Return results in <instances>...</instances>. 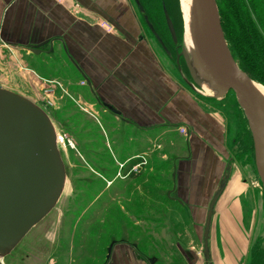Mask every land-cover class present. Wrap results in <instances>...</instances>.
Here are the masks:
<instances>
[{
	"label": "rangeland",
	"instance_id": "374dc122",
	"mask_svg": "<svg viewBox=\"0 0 264 264\" xmlns=\"http://www.w3.org/2000/svg\"><path fill=\"white\" fill-rule=\"evenodd\" d=\"M53 1L59 5L71 3V10H77L74 13L79 17L80 6L75 1ZM125 1L131 10V16H125L138 23L139 38L151 45L154 60L181 83L189 84V123L199 128L192 129L193 137L199 138L205 128L197 120L201 114L212 116L214 120L207 118L213 120L214 130L222 128L214 135L211 149L215 155L208 164L220 168L213 176H223L226 166L231 174L212 220L211 263L264 264V191L243 111L232 93L216 99L197 92L195 89L199 87L190 78L183 57L177 60L182 52L188 53L184 39L173 47L162 25L169 48L166 52L146 26L148 7L146 12H141L134 0ZM144 1L147 5L150 0ZM218 1L217 6L221 5ZM245 1L264 40V15L260 14L264 0ZM109 27L107 33L115 32ZM43 58L48 63L35 62L37 73L0 70V89L20 95L41 108L56 132L72 141L74 147L66 144L58 148L66 170L60 200L0 264H105L113 243L119 248L114 251L115 259L132 257L140 264H206L202 235L208 198L213 190L207 187L206 201L201 203L205 214L201 212L200 217L196 216V209L172 200L176 199L172 192L175 167L181 160L189 162L183 137L187 135L181 133L182 127L167 133L158 129L148 132L116 120L91 97L85 81L68 58L56 53ZM220 134L223 139L225 135L226 145L220 141ZM217 141L220 143L216 144ZM220 144H223L221 149ZM130 159L135 163L143 159L146 162L139 174L128 176L133 164L132 160L128 163ZM118 163L125 168L120 169ZM179 169L178 166L177 179ZM217 177L207 180L215 191L221 182Z\"/></svg>",
	"mask_w": 264,
	"mask_h": 264
},
{
	"label": "crops",
	"instance_id": "0c3cea01",
	"mask_svg": "<svg viewBox=\"0 0 264 264\" xmlns=\"http://www.w3.org/2000/svg\"><path fill=\"white\" fill-rule=\"evenodd\" d=\"M73 1L80 6L79 17L75 14L77 10L75 13L71 10V3L0 0V70L5 73H37L35 62L46 61L44 55L50 57L56 53L68 58L97 103L119 113L116 120L133 124L140 131L148 129V132L158 129L167 133L179 127L186 128L188 135L183 137L189 162L181 160L175 167L176 181L172 192H175L176 199L172 200L180 206L189 205L196 209L197 217L201 212L204 216L201 203L206 201L207 187L213 190L209 202L216 192L207 180L216 178L214 172L220 168L208 164V161L215 155L211 145H214V135L222 131L220 124V129L214 130L212 116L201 114L197 120L205 128L200 131L199 138L193 137L192 129L197 131L199 128L189 123V84L181 83L154 60L151 45L139 38L141 29L138 23L126 18L131 16V10L125 6V0ZM99 21L112 26L115 32L107 33V29L98 25ZM205 134L211 137H205ZM220 139L226 145L225 135L223 139L220 134ZM178 166L181 171L177 179ZM222 177L217 178L221 180ZM117 245L113 243L108 249L105 264H140L132 257L115 259L114 251L119 250L115 248Z\"/></svg>",
	"mask_w": 264,
	"mask_h": 264
},
{
	"label": "water",
	"instance_id": "95a60500",
	"mask_svg": "<svg viewBox=\"0 0 264 264\" xmlns=\"http://www.w3.org/2000/svg\"><path fill=\"white\" fill-rule=\"evenodd\" d=\"M134 2L142 12L139 0ZM164 15L171 37L177 43L166 9ZM145 22L166 50L147 17ZM191 37L193 50L182 52L177 60L183 57L193 83L200 87L206 81L217 92L214 98L234 94L252 136L255 167L264 191V98L231 54L216 0H194ZM230 174L227 166L206 212L202 235L206 264H212L210 234L215 207ZM65 184L66 170L49 116L28 99L0 89V258L9 255L49 215Z\"/></svg>",
	"mask_w": 264,
	"mask_h": 264
},
{
	"label": "trees",
	"instance_id": "16d2710c",
	"mask_svg": "<svg viewBox=\"0 0 264 264\" xmlns=\"http://www.w3.org/2000/svg\"><path fill=\"white\" fill-rule=\"evenodd\" d=\"M216 1L219 3L218 0ZM139 2L144 12H146L148 7L149 13L146 12L145 17L148 18L162 43L166 44L165 37L162 33V25H165V31H167L166 34H168L167 37L169 36V41L172 46L176 47V44L183 39V20L179 9V0H170V2H166V0H150L148 1L149 6H147L148 4L146 5L147 1L145 3L144 0H139ZM245 2V0H220L221 5L218 4L220 20L226 42L239 68L244 71L250 79L264 85V40L260 35L257 24L252 20V14L250 13V9L246 7ZM164 9H166L173 23L177 43H174L167 27ZM253 10L256 12L255 9ZM260 14L261 17H263L264 8ZM175 18H178V20ZM153 38L155 39L154 36ZM164 46L166 50L163 49L168 52L169 48L167 44ZM249 137L253 144L251 133H249ZM135 162L136 161H132L131 163L134 164ZM127 170L128 169L125 170V173Z\"/></svg>",
	"mask_w": 264,
	"mask_h": 264
},
{
	"label": "bare ground",
	"instance_id": "6f19581e",
	"mask_svg": "<svg viewBox=\"0 0 264 264\" xmlns=\"http://www.w3.org/2000/svg\"><path fill=\"white\" fill-rule=\"evenodd\" d=\"M193 4H194V0H179V6L183 20V27H184V36H183L184 47L188 53H190L194 48L191 37V16L193 12ZM254 86L264 98V88L258 84H254ZM195 90L208 97L217 96V92L214 91L206 81L202 82L199 89L196 88ZM57 147L59 148V145H57ZM0 260H2V258H0Z\"/></svg>",
	"mask_w": 264,
	"mask_h": 264
},
{
	"label": "built area",
	"instance_id": "2783aa9c",
	"mask_svg": "<svg viewBox=\"0 0 264 264\" xmlns=\"http://www.w3.org/2000/svg\"><path fill=\"white\" fill-rule=\"evenodd\" d=\"M64 1V0H63ZM105 29H109L110 27H109V25H107V24H103L102 25ZM180 131H181V133L183 134V135H188V130L186 129V128H184V127H182V128H180ZM56 143H57V145H69L71 148H73L74 147V144H73V142L72 141H70V140H68L65 136H62V135H60V134H58V133H56ZM138 160V159H137ZM146 164V162H144V159H143V161H139V162H137V163H134L133 165H132V167L130 168V170L128 171V176L129 175H137V174H139L140 173V171H141V169H142V167L144 166ZM119 166H120V169H123V168H125V165H122V164H119ZM120 175V174H119Z\"/></svg>",
	"mask_w": 264,
	"mask_h": 264
},
{
	"label": "flooded vegetation",
	"instance_id": "af4514ba",
	"mask_svg": "<svg viewBox=\"0 0 264 264\" xmlns=\"http://www.w3.org/2000/svg\"><path fill=\"white\" fill-rule=\"evenodd\" d=\"M186 66V65H185ZM187 68V67H186ZM188 71V70H187ZM189 73V72H188ZM110 109V108H109ZM107 109L108 110V112L110 113V114H112V116H116L117 114H119L117 111H114L113 109ZM57 133V132H56ZM74 144V143H73ZM131 160L133 161V159H130L129 161H128V163L129 162H131ZM119 164V163H118Z\"/></svg>",
	"mask_w": 264,
	"mask_h": 264
}]
</instances>
